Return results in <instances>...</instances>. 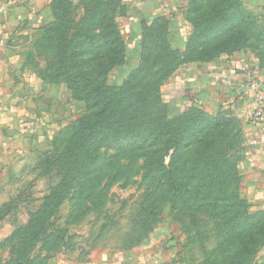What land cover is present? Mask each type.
Masks as SVG:
<instances>
[{"label": "rangeland", "instance_id": "rangeland-1", "mask_svg": "<svg viewBox=\"0 0 264 264\" xmlns=\"http://www.w3.org/2000/svg\"><path fill=\"white\" fill-rule=\"evenodd\" d=\"M55 1L60 10L70 12L69 24L79 26L78 39L75 30H69L67 54L71 65L80 61L84 65L82 80L86 83L83 89H76L56 77V52L49 44L39 42L50 30L49 7L46 23L25 45L27 49L18 52L21 66L8 67L9 86L14 91L0 93V264H12L20 253H24L21 264L100 260L119 249L126 234L148 216V199L156 194L155 175H146L141 168L144 159H152L156 150L151 128L143 133L109 134L103 141H95V148L83 163L57 162L49 170L45 168L44 160L52 150L64 149L81 125L98 111L99 101L90 89L92 82L88 83L95 63L105 66L107 81L98 93L101 97L119 91L108 89L118 76L124 77L130 69L137 71L141 64H153L144 75L134 74L128 95L134 98L147 92L141 90L146 80L166 70L176 55L174 50L143 55L134 51L124 65L118 66L121 54L114 51V62L109 66L108 40L100 37L93 41L92 19L84 18V14L106 15V29L111 27L114 34L122 35L117 13L124 0ZM199 2L203 6L199 12L206 11V3ZM121 35L120 41L124 38ZM163 46L173 48L171 36ZM242 51L264 55V46L249 43ZM178 69L171 68L158 84L166 103ZM12 98L10 105L6 99ZM18 106L22 107L20 111H16ZM179 116L183 118L178 126L183 137L178 145L168 148L164 164H168L169 154L176 153V176L180 180L182 170L191 172L197 166L200 151L204 152L201 159L211 155L218 162L212 167L215 189L210 195H199V199L193 195L192 211L182 214L163 203L158 215L152 217V228L165 229L173 242L164 264H254L256 256L264 251V204L244 186L239 162L247 135L240 116L232 107L199 105H183ZM206 132L209 134L204 135ZM193 174L202 179L205 173ZM163 175L160 172L159 178ZM221 178H225L222 183ZM53 205L55 209L49 214ZM35 231H39L36 241L26 249L25 241ZM53 244L58 247L48 251Z\"/></svg>", "mask_w": 264, "mask_h": 264}, {"label": "trees", "instance_id": "trees-1", "mask_svg": "<svg viewBox=\"0 0 264 264\" xmlns=\"http://www.w3.org/2000/svg\"><path fill=\"white\" fill-rule=\"evenodd\" d=\"M199 1L206 3V11L199 12L203 7L200 6L202 4ZM49 7L52 9V19L48 23L50 24V30L39 42L49 44L50 49L56 52L55 64L57 65L56 68L59 67L56 70V77L70 86H75L76 89H83L86 83L82 80V74L84 73L82 67L84 65L81 61L71 65L69 54H67L71 40L69 30L72 27L77 33L78 39L79 26L69 24L67 20L70 12L60 10L55 0H50ZM187 7L186 17L191 24V32L187 37L184 48L181 50L174 47H171V49L164 48L163 46L168 36V21L166 19L155 18L149 23H141L137 52L143 55L146 52H159L161 50L176 51V55L167 63L166 70L157 71L151 78L146 80L147 85L141 88V90L147 91L146 93L130 98L128 95L131 93L132 87L129 83L132 81L134 74L144 75L147 68L153 64H141L142 67H139L137 71L130 69L124 77L118 76L116 82L111 83V87H108V89L117 88L119 91L106 97L98 95L101 92L102 84L107 81L106 72L104 71L105 66L98 65L99 61L94 64L93 77L88 83L92 82L90 89L95 94L96 100L99 101V103L96 102L98 111L91 119L86 120L81 125L75 136L68 140L64 149L54 148L52 154L44 160V166L47 170L56 165L57 162L65 164L67 161L75 165L81 160L83 163L84 160H88L92 149L95 148V141H103L109 134L120 136L143 133V131H148L151 128V141L156 150L152 153V159L150 157L144 159L141 168L146 175H155L156 194H152L148 199L146 205L148 216L142 220L143 222L136 224V229L126 234L119 246L121 250L139 245L153 232L154 228H152L150 222L152 217L158 215L163 203L168 204L170 207L173 206L174 210H178L182 214L189 213L194 209V204L190 202L193 195L196 199H199V195H210L211 190L215 189L216 174H214L212 167L215 165V161L218 162L217 157L208 155L206 158L201 159L204 152H198L200 158L196 159L197 166L191 172L182 170L183 179L180 180L176 176L178 169L176 167L177 154L174 152L169 154L168 164H164L168 148L178 145L183 137V132L179 131L178 128L183 118L179 116L180 109H174L168 102L162 100L158 84L164 81L171 68L173 70L177 66L180 67L192 61L205 62L222 54H232L242 50L249 43H253L256 47L259 45L264 46L263 24L250 10L243 6L241 0H188ZM118 9L117 16L124 15L126 12L125 3L122 2ZM84 18L92 19L93 41L100 37H106L108 40L107 46L110 51L108 65H113L112 52L114 51L118 52V55L121 54L118 66L124 65L126 57L131 51L125 43V38H122V41L119 40L120 32L114 34L111 27L106 29L108 28V23L105 25L104 22L107 18L106 15L104 16L98 12L90 17L89 13H86ZM81 41L78 40L77 43ZM177 56H179L178 60ZM116 57L114 56V58ZM255 57L259 67L264 71V55L258 52ZM152 62H155V60ZM74 77L75 79H73ZM208 134L209 132H206L204 135ZM207 138L205 137V139ZM160 172H163L164 175L159 178ZM193 173L205 174L202 179H197ZM221 180L220 183L224 182L225 178H221ZM163 199L165 202H163ZM54 209L53 205L49 210V214ZM218 209L220 212V206ZM138 231L140 234L137 235ZM38 234L39 231H35L25 241L26 249L33 246ZM55 245H51L48 251L55 250L58 247ZM23 258L24 253L17 254L12 264H21Z\"/></svg>", "mask_w": 264, "mask_h": 264}, {"label": "crops", "instance_id": "crops-1", "mask_svg": "<svg viewBox=\"0 0 264 264\" xmlns=\"http://www.w3.org/2000/svg\"><path fill=\"white\" fill-rule=\"evenodd\" d=\"M187 1L124 0L126 12L118 17V21L128 49L138 51L141 23H149L155 18L168 21L172 46L183 49L191 32V24L186 17ZM49 2L0 0V93L10 89L14 91L9 86L8 67L21 66L18 52L27 49L25 45L32 42V36L46 23L50 14ZM241 2L264 27V0ZM255 64L258 65L256 57L242 50L205 62L185 63L174 73L173 87L166 95V101L174 109H181L183 105H199L205 108L228 106L237 111L247 135L239 162L244 186L264 204V123L250 124L241 115L244 108L255 106L253 93L246 84L247 74L244 73ZM261 73V87L264 90L262 69ZM6 100L10 105L14 101L13 98ZM21 108L18 106L16 111ZM165 232V229L154 230L137 246L127 250L117 249L94 262L90 258H82L77 264H164L165 255L172 251L173 244ZM254 264H264V251L256 256Z\"/></svg>", "mask_w": 264, "mask_h": 264}, {"label": "built area", "instance_id": "built-area-1", "mask_svg": "<svg viewBox=\"0 0 264 264\" xmlns=\"http://www.w3.org/2000/svg\"><path fill=\"white\" fill-rule=\"evenodd\" d=\"M247 74V86L253 93L255 106L253 108H244L241 115L245 121L250 124L264 123V90L261 87V68L255 64L250 69L244 71Z\"/></svg>", "mask_w": 264, "mask_h": 264}]
</instances>
